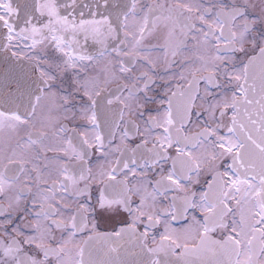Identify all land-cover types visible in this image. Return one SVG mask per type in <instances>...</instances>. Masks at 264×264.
I'll list each match as a JSON object with an SVG mask.
<instances>
[{
    "label": "snow or ice",
    "instance_id": "6c2138e0",
    "mask_svg": "<svg viewBox=\"0 0 264 264\" xmlns=\"http://www.w3.org/2000/svg\"><path fill=\"white\" fill-rule=\"evenodd\" d=\"M0 264H264V0H0Z\"/></svg>",
    "mask_w": 264,
    "mask_h": 264
},
{
    "label": "flooded vegetation",
    "instance_id": "af4514ba",
    "mask_svg": "<svg viewBox=\"0 0 264 264\" xmlns=\"http://www.w3.org/2000/svg\"><path fill=\"white\" fill-rule=\"evenodd\" d=\"M143 2H151V0H143Z\"/></svg>",
    "mask_w": 264,
    "mask_h": 264
}]
</instances>
